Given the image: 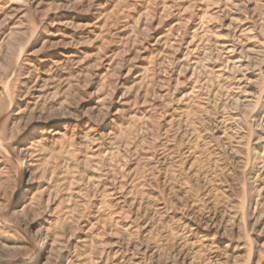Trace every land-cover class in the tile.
<instances>
[{"label":"rangeland","instance_id":"obj_1","mask_svg":"<svg viewBox=\"0 0 264 264\" xmlns=\"http://www.w3.org/2000/svg\"><path fill=\"white\" fill-rule=\"evenodd\" d=\"M0 264H264V0H0Z\"/></svg>","mask_w":264,"mask_h":264},{"label":"bare ground","instance_id":"obj_2","mask_svg":"<svg viewBox=\"0 0 264 264\" xmlns=\"http://www.w3.org/2000/svg\"><path fill=\"white\" fill-rule=\"evenodd\" d=\"M24 166H25V163H24V161H22V163L18 167H24ZM36 257H37V254H35L32 259H34Z\"/></svg>","mask_w":264,"mask_h":264}]
</instances>
